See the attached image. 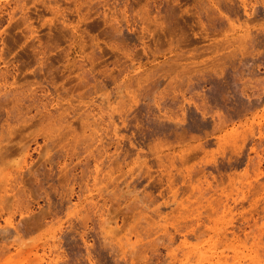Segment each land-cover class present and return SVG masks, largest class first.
Masks as SVG:
<instances>
[{"label": "rangeland", "instance_id": "obj_1", "mask_svg": "<svg viewBox=\"0 0 264 264\" xmlns=\"http://www.w3.org/2000/svg\"><path fill=\"white\" fill-rule=\"evenodd\" d=\"M155 1L0 0V264H264V0Z\"/></svg>", "mask_w": 264, "mask_h": 264}, {"label": "bare ground", "instance_id": "obj_2", "mask_svg": "<svg viewBox=\"0 0 264 264\" xmlns=\"http://www.w3.org/2000/svg\"><path fill=\"white\" fill-rule=\"evenodd\" d=\"M155 0H153V2H154ZM175 2H176V0H174ZM156 2V1H155ZM242 4V7H243V9H244V13H245V15L247 16V18H251V16H252V14H253V10H250L249 9V7H247V5L244 3V2H242L241 3ZM209 16V15H208ZM219 17H221V18H223V19H226V21L227 22H229L230 24H232L233 22H234V19L233 18H231L230 16H229V14H227V13H225L224 11H222V10H220L219 11ZM175 20V19H174ZM216 21V20H215ZM171 22V21H170ZM204 23V22H203ZM203 23H202V25H203ZM182 24V23H181ZM176 25V24H175ZM168 26H169V24H168ZM174 27V26H173ZM176 27V26H175ZM172 28V27H171ZM181 28H184V26L183 27H181ZM163 29V28H162ZM177 29H179V28H177ZM170 30V31H169ZM168 30V32H173V30L172 29H169ZM164 33V32H163ZM184 33V32H183ZM170 34V33H169ZM172 34V33H171ZM170 34V35H171ZM185 34V33H184ZM174 35V34H173ZM172 35V36H173ZM194 35H196V34H194ZM171 36V37H172ZM180 36V35H179ZM186 36H188V34L186 35ZM185 36V37H186ZM56 37V36H55ZM184 36L183 37H180L179 39H178V42H180V41H184V40H186V38H188V37H186L185 38ZM57 38V37H56ZM55 38V39H56ZM174 38V37H173ZM172 38V39H173ZM253 38V41L255 42V41H257V40H255L256 38L255 37H252ZM191 38H189V41L187 40V42L189 43L191 40H190ZM122 40V39H121ZM159 41V40H158ZM171 41H173V40H171ZM12 42H14V39H13V41ZM184 42H186V41H184ZM186 42V43H187ZM57 44V43H56ZM251 45V44H250ZM254 45V44H253ZM10 47V46H9ZM244 54V53H243ZM93 57V59H94V56H92ZM102 57V56H101ZM100 58V57H99ZM100 60V59H99ZM95 62V59H94V61L92 60V64ZM90 70V69H89ZM88 85V84H87ZM206 114V113H205ZM221 115V114H220ZM209 116V115H208ZM127 123V122H126ZM186 133V132H185ZM181 136H183V135H180V137ZM183 138V137H182ZM151 147H153V146H151ZM157 147V146H156ZM199 147V146H198ZM195 149V148H194ZM142 150V149H141ZM140 150V151H141ZM139 151V150H138ZM139 151V152H140ZM174 156V155H173ZM73 175V174H72ZM73 177V176H72ZM149 178H153L152 176H149ZM159 183H161V182H163L162 181V179H159V181H158ZM174 183V179H168L167 180V185H168V187L169 186H171L172 184ZM175 184V183H174ZM172 188V187H171ZM73 190V189H72ZM169 190H170V188H169ZM74 191V190H73ZM169 192H171L172 193V195L174 196V201H175V197H176V193H177V190H175V189H173L172 191L170 190ZM143 195H144V193H143ZM171 195V196H172ZM144 196H146L147 198H149V200H151V201H155V200H157L158 199V197L159 196H161V197H163L164 196V193H163V191L161 190L158 194H153L152 192H147V193H145V195ZM49 198V197H48ZM147 200V199H146ZM139 201V200H138ZM171 202H173V201H171ZM138 203V202H137ZM169 204H171L170 203V201L169 200H164L163 202H161V203H159L158 204V206L156 207V208H160L162 205H166V206H168ZM133 205V204H132ZM177 205V204H176ZM143 206V205H142ZM149 209V208H148ZM151 209V208H150ZM139 210V209H138ZM141 210V209H140ZM129 211V210H128ZM47 212V211H46ZM52 212V211H51ZM125 212V211H124ZM141 212H142V210H141ZM160 212V211H159ZM127 214V213H126ZM44 216H46V215H44ZM31 217V216H30ZM43 218H45V217H43ZM39 218H37V220H38ZM36 220V219H35ZM41 220H43L42 219V217H41ZM33 221V220H32ZM34 222V221H33ZM37 222V221H36ZM35 223V222H34ZM34 223H31V225L32 224H34ZM31 225H29V226H31ZM32 227V226H31ZM26 228V227H25ZM29 228V227H28ZM19 232V231H18ZM2 233V232H1ZM83 240V239H82ZM87 250V249H86ZM155 252H157V251H155ZM157 256H155L156 258V260L154 261V259H152L151 257H150V259H147V257L146 258H144L145 260H146V264H165V262H167V260L166 259H168V258H166V259H164V258H162L159 254H156ZM125 258V257H124ZM149 258V257H148ZM152 259V260H151ZM145 260H143L142 262H144ZM171 260V259H170ZM141 261V260H140ZM170 262V261H169ZM145 263V262H144ZM168 263V262H167ZM166 263V264H167ZM130 264H131V262H130Z\"/></svg>", "mask_w": 264, "mask_h": 264}]
</instances>
